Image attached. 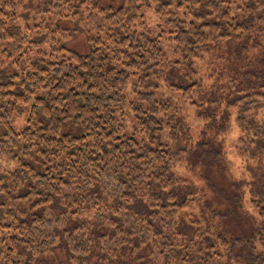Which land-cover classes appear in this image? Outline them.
<instances>
[{
    "label": "trees",
    "instance_id": "1",
    "mask_svg": "<svg viewBox=\"0 0 264 264\" xmlns=\"http://www.w3.org/2000/svg\"><path fill=\"white\" fill-rule=\"evenodd\" d=\"M20 1L0 0V46L13 57L0 68V155L18 160L0 175V232L10 231L0 237V264H222V253L264 264V176L251 180L250 213L241 183L217 190L223 181L213 175L214 167H226L219 136L230 128L231 107L240 150L264 153V120L256 117L264 108V68H250L253 59L264 62V0H43L37 14L67 5L63 17L76 16L83 29L85 18L91 21L90 50L63 43L42 46L35 56L30 46L46 41L31 39L18 22ZM152 5L170 31L137 30ZM245 30L263 40L247 65L242 54L252 33ZM161 38L173 42L174 59L165 56ZM213 50L239 60V76L228 74L226 90L220 82L205 86L197 69ZM164 84L187 100L196 93L191 103L205 121L199 140L181 116L163 130L160 113L172 109L170 100L156 98ZM127 92L134 94L129 100ZM24 106L26 126L15 131L12 120ZM125 110L135 119L130 135L116 119ZM181 153L203 167V182L223 212L211 208L202 186L174 170ZM193 201L205 226L183 213ZM229 218L234 227L225 230Z\"/></svg>",
    "mask_w": 264,
    "mask_h": 264
},
{
    "label": "rangeland",
    "instance_id": "2",
    "mask_svg": "<svg viewBox=\"0 0 264 264\" xmlns=\"http://www.w3.org/2000/svg\"><path fill=\"white\" fill-rule=\"evenodd\" d=\"M103 3H111L112 0H101ZM242 0H240L241 2ZM43 0H21L18 5V14L23 13L21 18L18 19V22L21 23L23 29H26V26L30 28L29 35L31 39L33 37H38L39 39H43L46 42L41 44V46H30L32 49V55H37L38 51L41 49L46 48L47 51L50 50V46L66 44L69 49L80 53H86L90 50V46L88 44V30L93 25L89 19H86L85 27L81 28L77 25V18L76 16L70 15L69 18L63 17V14L69 11L67 5H63V7L54 10H50L46 14H37V7L41 5ZM120 3V2H119ZM243 3V2H242ZM176 9V8H175ZM178 15L182 18L190 20V16H185V10H176ZM70 12V11H69ZM29 14L25 16L24 14ZM144 21L140 25H138L137 30L141 31H148L151 32L153 35H157L158 33H163L170 31V27L166 22V16L160 15L156 10L155 7L152 5L151 7H146L144 10ZM250 10L244 12V14H240L241 20H246L249 17ZM242 15V16H241ZM248 16V17H247ZM250 21V20H248ZM254 22H257L255 20ZM259 25V22H257ZM59 27V31H57V27ZM88 29V30H87ZM94 31V29H92ZM249 31V32H248ZM245 33H252L248 39V42L245 45L248 47L246 48V54H242V57L245 60L243 65H247V56L254 57L256 54L260 52V48H257L259 43L263 44V40L260 37H256V33L251 30H245ZM45 35V36H44ZM169 36V35H167ZM160 46L164 50L165 56L168 59H174L175 56V49L173 48V42L167 38H161ZM3 41H0V44ZM43 46V48H42ZM4 45L0 46V68L6 66L13 57H8V53L3 51ZM241 52V51H240ZM10 53V51H9ZM10 55V54H9ZM16 56V54H15ZM198 62V72L199 75L203 77V84L205 86L211 85L215 82H220V86L223 85V89L226 90L227 88V76L229 73L237 74L236 71H240L239 69V60L234 61L233 55L231 52H221L214 51L206 53L203 57L202 61ZM264 62L262 60L253 59L252 66L250 68H255L257 70L264 68ZM241 64V63H240ZM234 70V71H233ZM238 75V74H237ZM239 76V75H238ZM242 78V77H240ZM162 83H165L164 80ZM130 96L127 100L131 99L134 94L132 92H127ZM196 93L193 94V97ZM156 98L159 100V103L162 104L167 102L166 100H170L172 109H168V111H162L160 113L162 117V124L163 130L168 131L169 123L174 122L177 120V117H182L186 121V126L190 128V133L194 139V141L199 140L200 133L202 128L204 127V119L198 115L197 107L192 105V99H185L183 94L179 91H175L174 89L169 88L166 84H164L158 92L156 93ZM30 107L24 106L23 113L17 115L12 120V126L15 131H21L27 123L28 118V111ZM230 110L234 113L233 117H231L230 121V128L223 134H220L219 138L222 140V154L224 156L226 167L223 169L222 167L218 166L213 172L216 180L221 182V185L217 188V190H226L229 191L231 181L240 182V190L247 195L245 200L243 201V208L248 210L250 213H255V208L249 200V190L252 186L251 180L261 176H264V153L254 156L253 154L247 151L242 152L240 150L239 139L241 138V131L239 128L238 123L236 122L237 118V111L235 107H231ZM257 110V109H256ZM256 117L259 120H264V108L256 111ZM125 118V120L123 119ZM117 121L122 123L125 128V133L130 135L132 133V125L135 122L134 117L129 113L127 110L117 112ZM162 130V131H163ZM161 131V132H162ZM160 137L168 143H172L173 141L169 138L168 134L163 132ZM181 156H176V159L173 161V168L176 170L178 174H181L182 177L186 178L187 180H191L194 182L198 187L202 186L204 188V192L206 195V200L210 202L211 208H214L218 211L223 209L224 205L217 204L219 199L214 197L216 192L212 191V188H209L207 185L204 184V170L203 167L199 164L192 163V161L188 160V156L185 153H181ZM18 167V160L11 159L7 156L0 155V175L7 172L15 170ZM227 168V170H226ZM188 180V181H189ZM224 183V184H223ZM233 184V182H232ZM233 195V194H232ZM190 207L185 210L183 213L187 216L189 221H193L195 225H204L205 220L200 210V205L197 202L193 201ZM104 209L108 207V203H103ZM238 206L236 209L234 208L233 211H237ZM99 212V210L92 209L85 213L87 219H93V217ZM182 213V214H183ZM233 217L237 218L236 212ZM215 219V215L213 216V220ZM221 218L217 219V223L220 221ZM239 219V218H238ZM241 220V219H239ZM232 219H228L223 221V227L226 230L227 227H234L231 223ZM79 222H77L78 224ZM246 231L248 229V233L250 232V228H247V225L251 224L250 220H247L246 223ZM231 225V226H230ZM243 225V224H242ZM227 226V227H226ZM231 227V228H232ZM244 226H241V228ZM10 231L1 230L0 237L6 235ZM221 257L222 264H253L251 257L239 256L236 258L234 255L224 254ZM58 257L60 261H65L63 253L58 251ZM49 263H54L53 257L49 258ZM149 264V263H148Z\"/></svg>",
    "mask_w": 264,
    "mask_h": 264
}]
</instances>
